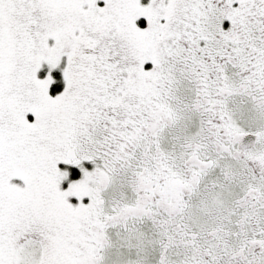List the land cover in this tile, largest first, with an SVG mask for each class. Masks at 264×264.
Listing matches in <instances>:
<instances>
[{"label": "snow or ice", "instance_id": "snow-or-ice-1", "mask_svg": "<svg viewBox=\"0 0 264 264\" xmlns=\"http://www.w3.org/2000/svg\"><path fill=\"white\" fill-rule=\"evenodd\" d=\"M0 264H264V0H0Z\"/></svg>", "mask_w": 264, "mask_h": 264}]
</instances>
